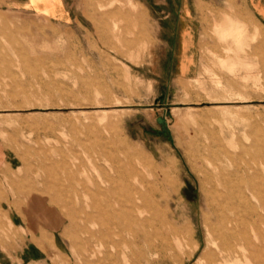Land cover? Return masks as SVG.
<instances>
[{
    "label": "rangeland",
    "instance_id": "1",
    "mask_svg": "<svg viewBox=\"0 0 264 264\" xmlns=\"http://www.w3.org/2000/svg\"><path fill=\"white\" fill-rule=\"evenodd\" d=\"M183 3L0 5L2 264H22L26 246L38 248L35 264L41 255L45 264H207L209 227L218 222L209 219L215 178L202 154L220 148L232 154L231 170L254 165L258 187L246 218L251 253L230 263L264 258V34L238 22L215 29L220 50L205 53L213 58H201L198 76L179 77ZM115 166L129 197L137 190L150 202L145 230L112 228L111 194L96 196L98 210L86 192L99 179L95 167L114 175ZM176 231L192 236L181 246Z\"/></svg>",
    "mask_w": 264,
    "mask_h": 264
},
{
    "label": "bare ground",
    "instance_id": "2",
    "mask_svg": "<svg viewBox=\"0 0 264 264\" xmlns=\"http://www.w3.org/2000/svg\"><path fill=\"white\" fill-rule=\"evenodd\" d=\"M233 32H236V30L232 29V30L227 31V33H233ZM202 155H203L202 157L207 163V166L211 169V172L213 173V176L215 178V185H213V190H212V194L214 198L209 203L211 213H212L209 219L210 220L215 219L218 222L217 225H211V227H209V234H208L209 243H211L212 247L210 246L207 247V250H208L207 264H236V263H230V262H232L233 260L239 261L243 259H244L243 262H245L246 261L245 258L247 257L249 253H251V246L252 244H254L250 236L251 234H249L250 230L246 226V223H247L246 218L250 217V216L249 217L247 216V213L249 212L248 209L251 210V207L248 208L249 199L250 197H252L253 199L258 198V194L256 192L258 187L254 184L253 180L250 177V173H251V170L254 169V165H250L246 171H243L244 169H240L239 167H236V168L234 167L235 169L231 170L230 168L226 166V161L227 159L232 158V154H230L229 151H227L226 149H222V148L210 154H207V155L202 154ZM94 169L98 171L99 179L98 181H94L93 187L87 188L86 192L91 196V198H93V200L95 201V203L93 204H95L98 210H101V207L99 206L98 201H96L95 199L96 196L111 194V197L107 199L106 207L108 208L110 212L109 220H110V223L113 225L112 228L114 227L115 229H118V230H145L146 225L150 223L149 221L150 219L148 220L143 217L145 216L144 209L150 206V205L148 206L150 202L149 203L145 202L146 198L144 197L143 194H141L142 192L139 195V192L136 190L135 195L133 197H129V191L133 190V189L130 190L129 180L125 179L123 183L120 184L118 183V180L115 178V175L117 176L118 179L121 178L120 176L123 171L121 170L119 166H115L113 168V171L115 173L114 175L106 173L105 169L103 168L95 167ZM257 178L259 177L257 176ZM118 184L122 185L123 189H119ZM261 185L264 191V183H261ZM137 193H138V196L136 195ZM151 199L152 200L150 199L149 200L152 202L151 203L152 206L156 207L157 205L156 198L152 197ZM142 200H145L144 203L140 202ZM159 205L160 204H158V206ZM158 206L156 208H160ZM159 210L161 209H158V211ZM146 212H149V211H146ZM154 214H155V217L158 216L157 210L154 212ZM252 215H253V212H252ZM170 224H171V221H170ZM253 227H256V226H253ZM155 228H157V226ZM176 233H177L178 242L180 243L181 246L186 242V240L190 239L192 236L191 234H185L183 231H176ZM253 237L255 238V236ZM259 237H261V235ZM262 241L264 240L262 239ZM128 247L130 248V246ZM199 248H200V245L198 243L194 246L192 250L193 251L192 255ZM256 249L257 251L261 250L259 246ZM261 251H263V249ZM254 256H256L255 259L257 260L256 261L257 264H264V258H262V255H260L259 252L257 253V255H254ZM250 257H253V255ZM252 263L254 262L252 261Z\"/></svg>",
    "mask_w": 264,
    "mask_h": 264
},
{
    "label": "crops",
    "instance_id": "3",
    "mask_svg": "<svg viewBox=\"0 0 264 264\" xmlns=\"http://www.w3.org/2000/svg\"><path fill=\"white\" fill-rule=\"evenodd\" d=\"M36 3L37 0H0V5L17 8ZM178 12L180 19L173 68L177 69L178 76L182 78L198 76L201 58H213L205 53L220 50L221 41L214 34L215 29L220 32L238 22L253 37L260 39L264 34V0H186ZM26 247L17 253V257H21L22 264H35L32 258L35 257L34 252L39 251L38 248ZM41 257L42 263H47V256Z\"/></svg>",
    "mask_w": 264,
    "mask_h": 264
},
{
    "label": "water",
    "instance_id": "4",
    "mask_svg": "<svg viewBox=\"0 0 264 264\" xmlns=\"http://www.w3.org/2000/svg\"><path fill=\"white\" fill-rule=\"evenodd\" d=\"M158 122L160 124H166V120L164 118H158Z\"/></svg>",
    "mask_w": 264,
    "mask_h": 264
}]
</instances>
